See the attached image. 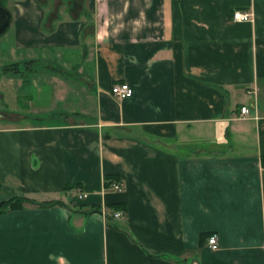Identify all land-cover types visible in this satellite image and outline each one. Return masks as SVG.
Wrapping results in <instances>:
<instances>
[{
  "label": "crops",
  "instance_id": "0c3cea01",
  "mask_svg": "<svg viewBox=\"0 0 264 264\" xmlns=\"http://www.w3.org/2000/svg\"><path fill=\"white\" fill-rule=\"evenodd\" d=\"M0 2V264H264V0Z\"/></svg>",
  "mask_w": 264,
  "mask_h": 264
},
{
  "label": "built area",
  "instance_id": "2783aa9c",
  "mask_svg": "<svg viewBox=\"0 0 264 264\" xmlns=\"http://www.w3.org/2000/svg\"><path fill=\"white\" fill-rule=\"evenodd\" d=\"M233 19L237 20V21H248V20H252V14L248 11H239V10H234L233 12ZM110 88L111 93H113L114 95L117 96V98L122 99L123 97L132 95L133 90L131 88V85H129L127 82H121V83H112ZM240 108V113L242 116L246 115V113H248V108L245 106H241ZM110 187L112 189H117V190H121V184L118 181H113L110 184ZM76 196L80 197V199L86 198V194L76 190V192H74ZM101 214H103L105 217H117L122 215V211L121 210H114V212L109 213L108 210L106 208H101L100 212ZM218 236L216 232H212L207 240V245L209 248H217L218 245Z\"/></svg>",
  "mask_w": 264,
  "mask_h": 264
},
{
  "label": "water",
  "instance_id": "95a60500",
  "mask_svg": "<svg viewBox=\"0 0 264 264\" xmlns=\"http://www.w3.org/2000/svg\"><path fill=\"white\" fill-rule=\"evenodd\" d=\"M10 17L11 15L9 10L0 2V34L8 29Z\"/></svg>",
  "mask_w": 264,
  "mask_h": 264
},
{
  "label": "rangeland",
  "instance_id": "374dc122",
  "mask_svg": "<svg viewBox=\"0 0 264 264\" xmlns=\"http://www.w3.org/2000/svg\"><path fill=\"white\" fill-rule=\"evenodd\" d=\"M28 89H29V88H28ZM29 92H30V90H29ZM21 96H22V95H21ZM29 97H30V94H29ZM29 97H28V95H27V96L25 95V97H24V98L21 97V99H20L19 101H16V100L13 101V100H12V97L9 96V97H7V99H5V101L9 104L10 108L12 109V108H14L15 105L21 107V105H20L21 102L25 104L26 101L28 100L27 98H29ZM26 99H27V100H26ZM14 103H15V104H14ZM16 109L18 110V108H16ZM22 111H23V110H22ZM24 112H25V111H24ZM0 115H1V117H2V116H3V117H7V116H8V117H10V118H13L12 115H9L8 113H7V114H6V113H2V114H0ZM8 117H7V118H8ZM21 117H23V116H21ZM23 118H24V117H23Z\"/></svg>",
  "mask_w": 264,
  "mask_h": 264
},
{
  "label": "trees",
  "instance_id": "16d2710c",
  "mask_svg": "<svg viewBox=\"0 0 264 264\" xmlns=\"http://www.w3.org/2000/svg\"><path fill=\"white\" fill-rule=\"evenodd\" d=\"M50 203L54 204L55 202L51 201ZM13 204L14 203H12V201L6 202L5 205L0 206V210L5 209V207H8V206H10V207L12 206L13 207Z\"/></svg>",
  "mask_w": 264,
  "mask_h": 264
}]
</instances>
